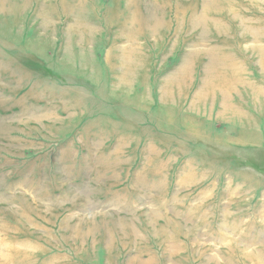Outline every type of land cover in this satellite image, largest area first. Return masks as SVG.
Segmentation results:
<instances>
[{"label":"rangeland","instance_id":"1","mask_svg":"<svg viewBox=\"0 0 264 264\" xmlns=\"http://www.w3.org/2000/svg\"><path fill=\"white\" fill-rule=\"evenodd\" d=\"M24 1L0 264H264V0Z\"/></svg>","mask_w":264,"mask_h":264},{"label":"bare ground","instance_id":"2","mask_svg":"<svg viewBox=\"0 0 264 264\" xmlns=\"http://www.w3.org/2000/svg\"><path fill=\"white\" fill-rule=\"evenodd\" d=\"M14 2H18V4H27V2H25L24 0L23 1H18V0H0V6L4 7L5 5L9 4V3H14Z\"/></svg>","mask_w":264,"mask_h":264}]
</instances>
